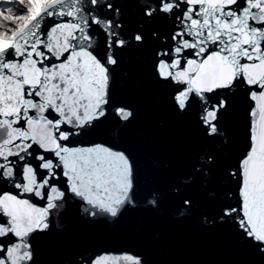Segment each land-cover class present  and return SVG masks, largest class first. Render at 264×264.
Here are the masks:
<instances>
[{
    "label": "snow or ice",
    "instance_id": "snow-or-ice-1",
    "mask_svg": "<svg viewBox=\"0 0 264 264\" xmlns=\"http://www.w3.org/2000/svg\"><path fill=\"white\" fill-rule=\"evenodd\" d=\"M0 264H264V0H0Z\"/></svg>",
    "mask_w": 264,
    "mask_h": 264
}]
</instances>
